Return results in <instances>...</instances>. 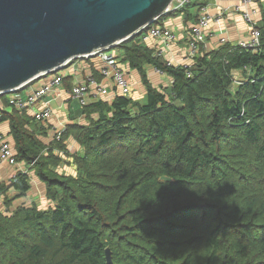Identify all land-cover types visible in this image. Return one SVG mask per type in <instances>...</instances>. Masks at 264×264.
<instances>
[{"label":"trees","instance_id":"1","mask_svg":"<svg viewBox=\"0 0 264 264\" xmlns=\"http://www.w3.org/2000/svg\"><path fill=\"white\" fill-rule=\"evenodd\" d=\"M191 2L168 15L194 20ZM256 28L257 49L224 43L187 70L138 34L116 45L145 101L118 95L82 107L86 123L67 125L55 143L63 151L72 136L80 146L65 154L75 175L54 170L60 156L25 128L23 113L3 111L16 162L53 206L10 211L28 177L0 181V264H107V247L112 264H264V19ZM147 65L169 85L154 87Z\"/></svg>","mask_w":264,"mask_h":264},{"label":"crops","instance_id":"2","mask_svg":"<svg viewBox=\"0 0 264 264\" xmlns=\"http://www.w3.org/2000/svg\"><path fill=\"white\" fill-rule=\"evenodd\" d=\"M191 6L195 8V11L191 14L197 16L194 20L185 21L184 13L181 11L175 15H171L169 18L163 19L161 24H156L170 29L176 35V40L174 42L163 44L156 38H147L145 40H142L141 38L140 40L137 39L136 42H144L153 47L154 55L159 56L166 63L172 65L182 63L191 64L192 59L187 56L188 38L192 33V28L197 24L198 19L201 16L204 15L208 17L206 25L202 28L206 42V48L204 49L205 52L216 49L224 43L236 45L239 41L248 40L250 38V27L242 18L244 12H247L250 15L255 22V27L264 19V0H247L245 5L241 4V0H192L188 7ZM236 6L239 7L238 10L235 9ZM188 7L185 9L186 13H190ZM111 49L109 52L116 57L119 55V62L125 64V68H123L122 64L120 65L118 62V65L130 79L132 86L131 97H133L134 90H136L135 97L133 98H141L144 95L145 90L139 74L136 70H133L135 71L136 76L133 80L129 75L131 69L128 67L127 63L122 61L121 51L118 49V54H114ZM101 67H103V63L96 56L80 57L69 61L56 72L33 79L10 93L18 96L23 102H26L29 91H34L39 87L48 85L54 75L61 74V85L54 87V94L45 95L31 107L25 105L22 109L18 110L9 103L8 94L0 96V105L3 107L4 111L10 112L15 110L18 113H23L28 121L27 124H25V128L29 131H33L47 148L52 149L55 154L60 156L61 161L54 170L62 175H75V167L67 162L69 161V158L66 157L65 154L79 153L81 149L76 143V140L73 139L72 136H68L63 141L65 149L63 151L57 150L52 127L57 123L65 124V128L67 125H82L86 123L85 116L82 112L83 106L69 96L71 87L87 75H92L97 80L101 79L108 89V95L106 97L97 96L95 99L111 101L114 97L120 95L117 88H112L110 80L102 79L99 75L98 69ZM144 69L147 79L154 87H167L169 85L170 80L167 75L157 74L154 68L150 65L145 66ZM91 99H94V97H91ZM91 99L90 102L96 101ZM8 104L11 106H8ZM43 106L49 107L52 112V118L46 124L35 119L33 116L34 112ZM92 117H94V115H92ZM0 134L7 142L10 140L12 143L11 145L13 146L9 120L2 119L0 121ZM20 173L27 175L29 188L23 195L12 200L9 210L12 211L20 206L31 207L33 205L38 209L45 210L50 206H53V203L45 196L44 183L38 179L33 170H29L28 166L23 162L9 164L6 161H0V181L8 183L10 179ZM16 195L17 191L13 189L9 190L10 197ZM0 211L4 213L6 212L2 198H0Z\"/></svg>","mask_w":264,"mask_h":264},{"label":"water","instance_id":"3","mask_svg":"<svg viewBox=\"0 0 264 264\" xmlns=\"http://www.w3.org/2000/svg\"><path fill=\"white\" fill-rule=\"evenodd\" d=\"M170 2L0 0V92H13L72 59L137 35L162 16ZM104 256L112 264L108 247Z\"/></svg>","mask_w":264,"mask_h":264},{"label":"built area","instance_id":"4","mask_svg":"<svg viewBox=\"0 0 264 264\" xmlns=\"http://www.w3.org/2000/svg\"><path fill=\"white\" fill-rule=\"evenodd\" d=\"M190 2L191 0H171L170 4L165 9L163 16L168 15L170 13L178 12ZM245 3H247V0H241L242 5H245ZM235 9L238 10L239 7L236 6ZM242 18L246 23H248L250 27V38L248 40L239 41L238 43H236V46L244 49L255 50L259 46V32L255 27V22L252 20V18L247 12H244L242 14ZM207 20L208 17L204 15L201 16L198 19L197 24L192 28V33L188 38V46H187L188 49L187 56L191 59L195 55H197L201 50H204L206 48V42L202 28L206 25ZM143 32H144V36H142V40H145L147 38H156L159 41H161V43L163 44H169L176 40V35L170 29L156 24H151L145 26L144 28H141L138 31V35H141ZM115 46L116 45L112 47ZM112 47L96 50L90 56H86V57L96 56L97 58H99L103 63V67L98 69V73L102 77V79L110 80L112 88H117L119 90L120 96H129V95L131 96L132 88H131L130 79L128 75H126L121 69V67L118 65L117 57L109 52V50ZM167 64L172 65L170 63ZM179 65L187 70L190 64L182 63L173 66H179ZM154 70L157 74L164 75V73L161 70L156 68H154ZM187 75L188 76L190 75L188 71H187ZM61 78H62L61 74L54 75L53 78L48 83V85L39 87L34 91H29L26 102H23L18 96L13 95V96H9V103L18 110L22 109L25 105L31 106L35 103V101H38L42 97L47 95L46 93L50 92L52 89H54V87L61 85ZM10 93L12 92H8V93L0 92V96ZM107 95H108V89L103 84L102 80L101 79L97 80L92 75H87L85 78L81 79L77 84L71 87L69 92V96L72 99L76 100L81 106H85L91 103L90 102L91 97H94V99L91 100L97 101L95 97L97 96L106 97ZM3 111L4 109L0 105V121L3 118ZM33 116L35 119L46 124L50 120L51 112L48 107H42V109L40 110L37 109V111L34 112ZM64 129H65V124L63 123H57L55 126L52 127L53 136L56 141L61 140V136L63 134ZM0 161H6L9 164L16 163L13 152V146L9 144L6 141V139L3 136H1V134H0Z\"/></svg>","mask_w":264,"mask_h":264},{"label":"rangeland","instance_id":"5","mask_svg":"<svg viewBox=\"0 0 264 264\" xmlns=\"http://www.w3.org/2000/svg\"><path fill=\"white\" fill-rule=\"evenodd\" d=\"M188 11L190 12V13H193L194 11H195V8L193 7V6H191V7H188ZM171 15H167V16H165L164 18H162V20L163 19H165V18H169ZM142 36H144V32L141 34V35H139L137 38L140 40L141 38H142ZM112 51H113V53L114 54H118V48H113V49H111ZM117 60H118V62H119V60H120V56L119 55H117ZM120 63V62H119ZM122 63H120V65H121ZM122 66H123V68H125V64H122ZM129 75L132 77V79L134 80V78H136V76H135V71H133V70H130L129 71ZM237 77L239 76V74L237 73V75H236ZM236 77V78H237ZM235 84H233V86H234ZM131 88H132V86H131ZM54 90L55 89H52L50 92H48V93H46L47 95L48 94H54ZM135 92H136V90H134V95H135ZM14 94H8V96H13ZM133 95V97H135ZM136 100H140V101H142L143 103H144V95L141 97V98H139V99H137V98H135ZM39 101V100H38ZM38 101H35V103H37ZM34 103V104H35ZM33 104V105H34ZM33 105H31V106H33ZM31 106H29V107H31ZM43 107H47V106H43ZM49 108V107H48ZM40 109H42V108H39V110ZM50 109V108H49ZM50 112H51V110H50ZM52 118V112H51V117H50V119ZM10 144H12L11 142H10V140L8 141Z\"/></svg>","mask_w":264,"mask_h":264}]
</instances>
